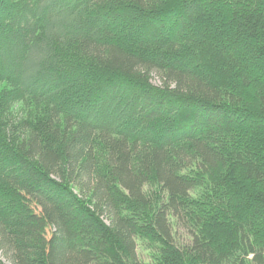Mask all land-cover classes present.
<instances>
[{"label": "trees", "instance_id": "1", "mask_svg": "<svg viewBox=\"0 0 264 264\" xmlns=\"http://www.w3.org/2000/svg\"><path fill=\"white\" fill-rule=\"evenodd\" d=\"M0 250L264 264V0H0Z\"/></svg>", "mask_w": 264, "mask_h": 264}, {"label": "rangeland", "instance_id": "2", "mask_svg": "<svg viewBox=\"0 0 264 264\" xmlns=\"http://www.w3.org/2000/svg\"><path fill=\"white\" fill-rule=\"evenodd\" d=\"M151 81L153 84L158 85V86H161L163 84V79L161 78V75H159L156 72H151ZM105 220L109 222L107 218H105ZM177 237H178L179 243H182V244L186 243L187 238L183 231H178ZM137 254L140 258H143V259L147 258L146 256L147 252L142 250L140 247L137 249ZM0 257L3 259V261L6 264H13L10 257L7 256L5 253H3L1 250H0Z\"/></svg>", "mask_w": 264, "mask_h": 264}]
</instances>
